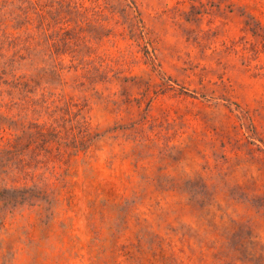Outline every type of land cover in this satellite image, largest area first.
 Listing matches in <instances>:
<instances>
[{
    "label": "rangeland",
    "instance_id": "374dc122",
    "mask_svg": "<svg viewBox=\"0 0 264 264\" xmlns=\"http://www.w3.org/2000/svg\"><path fill=\"white\" fill-rule=\"evenodd\" d=\"M0 264H264V0H0Z\"/></svg>",
    "mask_w": 264,
    "mask_h": 264
}]
</instances>
